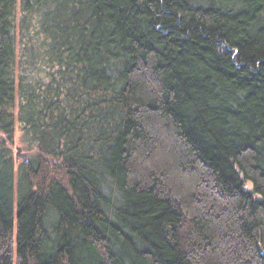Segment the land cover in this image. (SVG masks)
<instances>
[{
	"label": "trees",
	"instance_id": "trees-1",
	"mask_svg": "<svg viewBox=\"0 0 264 264\" xmlns=\"http://www.w3.org/2000/svg\"><path fill=\"white\" fill-rule=\"evenodd\" d=\"M0 264H264V0H0Z\"/></svg>",
	"mask_w": 264,
	"mask_h": 264
},
{
	"label": "rangeland",
	"instance_id": "rangeland-1",
	"mask_svg": "<svg viewBox=\"0 0 264 264\" xmlns=\"http://www.w3.org/2000/svg\"><path fill=\"white\" fill-rule=\"evenodd\" d=\"M20 138V133H17L16 135V142L13 148V157L15 159L16 164L19 166L20 164H26L27 161L30 159L32 156L31 151L26 149L23 144L19 140ZM18 148L21 149L18 155ZM29 155V158H23V156ZM18 156V157H17ZM247 189H250V185L247 187Z\"/></svg>",
	"mask_w": 264,
	"mask_h": 264
},
{
	"label": "water",
	"instance_id": "water-1",
	"mask_svg": "<svg viewBox=\"0 0 264 264\" xmlns=\"http://www.w3.org/2000/svg\"><path fill=\"white\" fill-rule=\"evenodd\" d=\"M21 151V149L20 148H18V155H19V152ZM18 157V156H17ZM23 158H29V155H25V156H23Z\"/></svg>",
	"mask_w": 264,
	"mask_h": 264
}]
</instances>
